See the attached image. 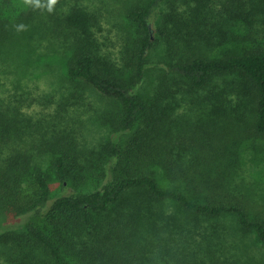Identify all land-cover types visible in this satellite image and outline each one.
<instances>
[{
	"label": "trees",
	"instance_id": "16d2710c",
	"mask_svg": "<svg viewBox=\"0 0 264 264\" xmlns=\"http://www.w3.org/2000/svg\"><path fill=\"white\" fill-rule=\"evenodd\" d=\"M180 2L196 4L188 16L198 24L165 8L176 0L127 1L132 32L116 71L76 15L82 0H59L52 14L0 0V246L19 256L9 263L264 264L245 235L264 246V195L240 165L246 143L264 139V0ZM246 5L258 14L246 19ZM204 13L221 36L195 21ZM19 23L28 30L17 32ZM60 25L78 29L64 30L67 75L111 102L97 148L24 112L18 79L4 92L7 70L37 59L36 45ZM212 35L236 47L212 56ZM159 39L157 85L140 96ZM52 174L70 191L53 196Z\"/></svg>",
	"mask_w": 264,
	"mask_h": 264
},
{
	"label": "rangeland",
	"instance_id": "374dc122",
	"mask_svg": "<svg viewBox=\"0 0 264 264\" xmlns=\"http://www.w3.org/2000/svg\"><path fill=\"white\" fill-rule=\"evenodd\" d=\"M115 1L82 0V4L75 5L78 9L76 15L80 16L83 24L91 32L90 38L96 41L95 48L98 54L108 62L111 68L122 71L120 68L121 52L131 35L133 22H130L125 16L129 0H119L114 4ZM67 5L62 4V7L58 8L62 12L59 16L67 14ZM194 5L196 4H181L180 0H176V4H168L165 8L172 12L173 6L175 14L177 17H183L185 25L194 26L198 22L194 23L188 16L189 8ZM245 14L248 19L252 14H258V12L253 7L247 6ZM209 15L210 13H204L200 15L199 20L194 19L204 24L205 32L214 30L216 35L221 36L224 29H219L217 22H213L210 26L209 20L206 19ZM63 26H58V33L52 40H43L36 45L39 48L37 59V54H32L30 63L27 62V64L7 70L4 92L5 94L13 93L14 90L11 89V86L18 79L19 86L16 92H20L18 98L24 112L39 120L45 118L48 123L56 124L55 128H65V132L75 138V143L79 147L97 148V145L103 142L109 134L107 124H102L100 119H102L101 115L105 113V110L111 106V102L82 80L73 79L67 75L66 65L69 55L67 50H69L68 45H70L72 35L64 30L74 32L78 29L64 28ZM237 26L241 27L239 23ZM219 36L215 39L216 36L212 35L211 38L215 40L210 41V48L206 47L212 56L223 55L232 51L230 50L232 47H236L235 42L217 43ZM220 39L222 40V37ZM163 41L164 39L157 40L148 53V69L143 79L135 86V90L140 96L152 94L156 88L160 71L155 68V65L163 58ZM229 79L226 77L227 81ZM223 80L221 76L215 77L213 83L221 84ZM201 94H205V90ZM244 148L240 158L243 174L246 181L252 182L257 192L264 195V139L248 142ZM51 190L54 196L68 192L70 188H65L62 192L58 180L52 174ZM245 235L251 252L257 257H264V246L253 242L251 234ZM12 250L14 249L10 245L0 246V264H8V256L13 257V261L17 260L19 256L12 253Z\"/></svg>",
	"mask_w": 264,
	"mask_h": 264
},
{
	"label": "clouds",
	"instance_id": "9594fccd",
	"mask_svg": "<svg viewBox=\"0 0 264 264\" xmlns=\"http://www.w3.org/2000/svg\"><path fill=\"white\" fill-rule=\"evenodd\" d=\"M22 3L23 6L33 11L42 10L52 14L55 11L56 5L59 3V0H22ZM14 28L17 32L27 31L28 25L19 23L14 25Z\"/></svg>",
	"mask_w": 264,
	"mask_h": 264
}]
</instances>
